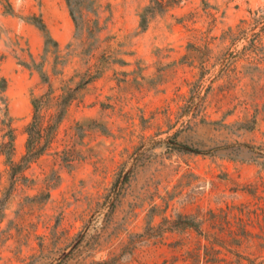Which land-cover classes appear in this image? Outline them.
Returning <instances> with one entry per match:
<instances>
[{
  "label": "rangeland",
  "instance_id": "obj_1",
  "mask_svg": "<svg viewBox=\"0 0 264 264\" xmlns=\"http://www.w3.org/2000/svg\"><path fill=\"white\" fill-rule=\"evenodd\" d=\"M70 1L0 0V264H264V0Z\"/></svg>",
  "mask_w": 264,
  "mask_h": 264
},
{
  "label": "trees",
  "instance_id": "obj_2",
  "mask_svg": "<svg viewBox=\"0 0 264 264\" xmlns=\"http://www.w3.org/2000/svg\"><path fill=\"white\" fill-rule=\"evenodd\" d=\"M69 5H71V1L67 0ZM165 4H163V2H159V1H155L154 2V6L149 7L147 12L149 11H162L165 8ZM72 15L73 11H72ZM143 23H145V19L143 20ZM43 30H44V26H42ZM64 100L60 101L59 103V107H60V111L57 115V122H59L62 119V116L64 114V108H65V104H64ZM34 109H35V121L30 125L29 130V140H28V153L24 158V162L25 163H30L34 157L33 154L35 153L34 147H35V142L39 139V137L41 136V132L37 129L39 128L38 126L40 125L39 123V119H40V109H41V105H42V101L40 99H36L34 100ZM34 128V130H33ZM31 130H33L34 132H31ZM37 152V157L40 156L42 154L41 150H36ZM178 222H180V224L186 226V227H195L194 223L192 222V220L188 217H179L178 218Z\"/></svg>",
  "mask_w": 264,
  "mask_h": 264
}]
</instances>
